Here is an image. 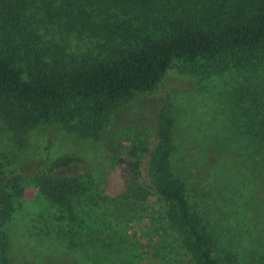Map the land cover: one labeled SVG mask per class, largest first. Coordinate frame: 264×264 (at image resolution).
<instances>
[{"label": "trees", "instance_id": "16d2710c", "mask_svg": "<svg viewBox=\"0 0 264 264\" xmlns=\"http://www.w3.org/2000/svg\"><path fill=\"white\" fill-rule=\"evenodd\" d=\"M41 24L97 45L79 57L58 56L42 45ZM178 60L186 73L198 72V65L212 73L261 63L264 0H0V218L10 196L24 194V185L9 176L40 127L56 126L83 142L109 141L121 101L153 91ZM258 121L264 128V116ZM172 127V118L162 117L152 144L116 161L115 195L152 199L165 240L176 242L194 264H237L201 225L173 177ZM91 174L71 156L30 172L38 192L57 205L84 194ZM70 222L86 233L116 224L89 213ZM3 248L0 232V264H7Z\"/></svg>", "mask_w": 264, "mask_h": 264}, {"label": "rangeland", "instance_id": "374dc122", "mask_svg": "<svg viewBox=\"0 0 264 264\" xmlns=\"http://www.w3.org/2000/svg\"><path fill=\"white\" fill-rule=\"evenodd\" d=\"M39 34L43 46L67 58L97 45L45 24ZM184 67L178 60L153 91L122 100L109 124V141L83 142L56 126L39 128L9 176L25 191L10 196L0 218L7 264H194L176 242L165 240L152 199L115 195L114 164L152 144L162 117L173 120V177L183 184L201 225L237 264H264V128L258 127L264 116V60L212 73L199 65L198 72L186 73ZM2 128L0 122V133ZM62 156L81 159L92 177L84 194L57 205L38 192L30 172ZM146 163L145 158L143 168ZM88 213L116 224L89 233L72 229L70 221ZM51 215L54 221L42 224Z\"/></svg>", "mask_w": 264, "mask_h": 264}]
</instances>
